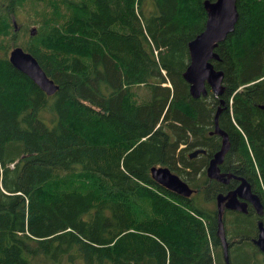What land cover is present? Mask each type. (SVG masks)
<instances>
[{"label": "trees", "instance_id": "obj_1", "mask_svg": "<svg viewBox=\"0 0 264 264\" xmlns=\"http://www.w3.org/2000/svg\"><path fill=\"white\" fill-rule=\"evenodd\" d=\"M203 1L0 0V264H224L215 196L235 181L205 176L219 99V170L262 204L260 216L223 209L228 264H264L250 241L264 228V0H236L210 61L222 92L192 98L182 73ZM15 46L52 94L11 66ZM152 166L192 193L155 183Z\"/></svg>", "mask_w": 264, "mask_h": 264}, {"label": "water", "instance_id": "obj_2", "mask_svg": "<svg viewBox=\"0 0 264 264\" xmlns=\"http://www.w3.org/2000/svg\"><path fill=\"white\" fill-rule=\"evenodd\" d=\"M235 2L236 0H204L202 3L205 11L204 24L202 30L187 42L188 64L182 73V78L188 85V94L192 98L205 96L206 86L214 97L219 96L222 92V72L214 69L210 61L218 60L214 48L233 30L237 19ZM12 24L13 26L15 25L14 22ZM7 59L13 68L25 74L46 95H50L56 90L57 86L47 78L34 57L19 46L12 47L8 51ZM222 107L223 101L219 99V105L213 117L212 132L220 137V145L207 162L205 176L221 184L227 183L229 179L238 181L232 190L225 194L218 193L215 196V234L220 242L223 263L228 264L227 244L221 220L223 209L245 213L247 203H249L256 214L261 215L262 206L259 197L251 192L250 185L244 178L233 173L220 172L219 170L218 165L221 164L223 156L228 149L226 134L217 125V115ZM258 108L264 111V103L258 105ZM201 153H204V149L198 148L189 152L188 157L192 158ZM149 172L151 179L155 183L178 196L188 197L192 193V189L179 179L177 175L170 172L167 167L152 166ZM257 228L258 234L253 242L264 253V229L260 221L257 222Z\"/></svg>", "mask_w": 264, "mask_h": 264}, {"label": "flooded vegetation", "instance_id": "obj_3", "mask_svg": "<svg viewBox=\"0 0 264 264\" xmlns=\"http://www.w3.org/2000/svg\"><path fill=\"white\" fill-rule=\"evenodd\" d=\"M231 180L235 181V185H234L232 188L226 190L224 193H221V194H225V193H227L228 191L232 190V189L236 186V184L238 183V181L235 180V179H229L228 182L225 183V184H223V185L228 184ZM251 192H252V191H251ZM253 193H254V192H253ZM254 194H256V193H254ZM256 195H257V194H256ZM257 196H258V195H257ZM258 197H259V196H258ZM259 200H260V198H259ZM260 204H261V202H260ZM261 206H262V204H261ZM248 209H251V210L255 213L256 216H260V215H257V214H256L255 210L251 207V205H250L249 203H247V206H246V210H248ZM261 214H262V211H261ZM257 222H258V220L256 221V223H257ZM255 225H256V231H255L254 237L251 238L250 241H251L252 245L255 247V249H256L260 254H262L263 257H264V253L261 252V251L257 248V246L255 245V243L253 242V241L256 239L257 234H258L257 224H255ZM262 228H263V227H262ZM263 229H264V228H263Z\"/></svg>", "mask_w": 264, "mask_h": 264}]
</instances>
